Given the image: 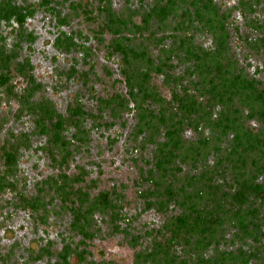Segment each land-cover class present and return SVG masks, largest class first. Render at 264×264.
Segmentation results:
<instances>
[{"label": "rangeland", "instance_id": "1", "mask_svg": "<svg viewBox=\"0 0 264 264\" xmlns=\"http://www.w3.org/2000/svg\"><path fill=\"white\" fill-rule=\"evenodd\" d=\"M41 1L16 0L19 5L30 3L36 9L24 30L14 20L10 23L3 20L0 25V49L4 47L7 55L0 56V73L10 76L8 84H0V173L7 171L4 148L19 142L18 164L14 173L7 171L13 184L0 189V264H66L63 261L66 247L80 252L67 255L69 264H133L137 251L151 247L158 228L164 225L168 215L180 213L181 207L172 202L162 212L152 204L148 206V200L153 199L150 191L158 196L162 187L150 180L152 175L159 174L158 143L151 140V131L137 127L140 114L135 103L130 102L129 108L119 110L101 102L115 93L131 99L122 72V56L109 54L113 35L100 28L105 18V12L99 8L102 0H52L49 6H42ZM194 1L183 0L181 7ZM212 1L218 16H212L211 22L213 19L216 25L222 18L228 33L227 49L237 63L234 68H243L263 88L264 0ZM156 2L109 0L108 4L132 23L141 24ZM183 11L177 18L169 15L165 22L155 17L144 33L137 35V40L147 42V37H151L154 42L149 41L148 45L154 57L159 49H171L175 38L180 37H193L205 48L214 46L211 29L199 21L192 22L187 11L182 14ZM130 33L127 31L132 36ZM66 35H72L76 45L67 49L59 43L58 38ZM6 57L9 62L4 60ZM175 62V72L184 74L188 79L185 84H191L190 68L186 70L188 61L180 63L176 58ZM196 79L197 75L193 76L192 80ZM167 81L164 74L152 73L151 85L169 99L172 84ZM39 101L51 102L68 119L64 132L69 141L66 145L53 144L45 133L46 128H41L38 121L41 116L36 111ZM75 111L73 118L71 114ZM245 111H249L247 107ZM247 125L254 130L259 125L264 127L254 118L247 120ZM163 132L159 141L164 139ZM185 137L191 141L200 138L199 132L191 128ZM68 151L70 154L62 160ZM217 157L212 150L207 162L202 161L198 166L178 160L179 175L199 172L204 165L212 167ZM220 169L215 179L225 180L226 188L234 185L230 165L222 164ZM65 177L74 188L88 191L91 197L103 191L110 195L111 206L94 215L92 236H83L73 228L72 202L67 204L56 193V182ZM258 181L264 182V174ZM229 182L231 186L226 185ZM23 193L40 197L43 204L36 209L27 206ZM201 201L205 204L207 200ZM248 202L245 208L250 205ZM256 203L260 204V200L252 198L251 204ZM233 223H227L223 233H217L218 243L213 242L207 250L193 252L191 256L209 257L217 255L218 249L249 250L252 245L259 246L256 238L244 236L238 223ZM260 232H264V227ZM258 260L254 258L250 264H259Z\"/></svg>", "mask_w": 264, "mask_h": 264}, {"label": "trees", "instance_id": "2", "mask_svg": "<svg viewBox=\"0 0 264 264\" xmlns=\"http://www.w3.org/2000/svg\"><path fill=\"white\" fill-rule=\"evenodd\" d=\"M51 1L42 0L41 5L49 6ZM181 1L157 0L151 11L143 16L141 24L132 23L130 18L116 12L108 4L109 0H102L103 4L99 7L105 12L100 28L113 35L109 54L122 56V72L131 96L128 99L115 93L106 99L102 98L101 102L121 110L129 108L130 102L135 103L140 114L137 127L151 131V140L158 143L156 168L159 174L152 175L150 180L162 187L158 196L150 191L153 199L148 200V206L152 204L162 212H166L172 202L181 207L180 213L168 215L164 225L158 228L157 238L151 247L137 251L133 264H250L254 258L260 260L259 264H264V232H260L264 227V182L258 181L259 176L264 174V127L259 125L254 130L247 125L250 118L264 124V87L259 88L257 80L249 78L243 68H234L237 63L228 52V33L222 18L216 25L213 19L211 22L212 16H218L213 1L199 3L195 0L185 8L181 7ZM181 10H184L182 14L187 11V18L192 22L199 21L211 29L215 45L205 48L198 45L193 37H180L175 38L171 49L158 48L159 53L154 57L148 45L154 42L151 37H147L146 42L139 41V38L137 40V35L144 33V28L155 17L165 22L171 14L180 17ZM35 11L30 3L19 5L16 0H0V25L3 20L7 23L14 20L18 28L24 30L27 19ZM61 20L66 22L64 17ZM190 20H187L188 24ZM127 31L133 35H128ZM151 36L154 35L151 33ZM58 40L66 48L76 45L72 35L59 37ZM180 46L182 48L178 50ZM3 48L0 49V56H7ZM176 58L180 63L188 61L186 70L190 68L191 84L186 85L187 77L175 72ZM4 60L10 61L7 57ZM152 73L167 76V82L172 84L169 99L151 85ZM195 75L197 79L192 80ZM9 82V74L1 72L0 84ZM246 107L249 110L247 112ZM36 111L41 116L38 119L41 128H46L45 133L49 134L53 144L66 145L69 141L64 132L68 119L49 101H39ZM77 112L81 113L80 110ZM75 113L71 114L73 118ZM117 113L120 114V111ZM188 128L199 132L198 143L185 137ZM204 128L209 132H205ZM162 132L164 139L159 141ZM18 148L19 142H13L2 152L10 174L14 173L18 164ZM212 150L218 155L212 167L204 165L199 172L188 171L179 175L181 167L178 160L198 166L202 161L207 162ZM69 154V151L65 153L62 160ZM225 163L230 165L234 181L232 186V182L226 183L231 186L229 188L225 187V180L220 182L215 179V174L222 170L220 166ZM7 171L0 173V189L13 184ZM55 189L67 204L68 201L72 202L73 228L83 236H92L95 231V213L111 206L109 193L103 191L91 197L88 191L74 188L67 177L56 182ZM21 196L25 204L33 209L43 204L38 196L30 197L24 193ZM252 198L260 200V204H251ZM201 199L207 200L205 204ZM249 200L250 205L245 208ZM232 221L238 223L237 227L244 236L256 238L259 246L252 245L249 250L242 247L238 250L218 249L217 255L209 257L202 254L191 256L193 252L207 250L213 242L218 243L217 233H223L225 225ZM63 252L66 264H69L70 252L80 254L76 248L70 250L66 247Z\"/></svg>", "mask_w": 264, "mask_h": 264}]
</instances>
